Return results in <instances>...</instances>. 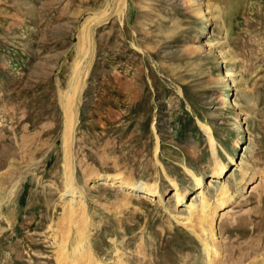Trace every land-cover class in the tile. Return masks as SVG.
I'll list each match as a JSON object with an SVG mask.
<instances>
[{"label":"rangeland","instance_id":"1","mask_svg":"<svg viewBox=\"0 0 264 264\" xmlns=\"http://www.w3.org/2000/svg\"><path fill=\"white\" fill-rule=\"evenodd\" d=\"M224 183L213 262L190 204ZM86 217L103 264H264V0H0V264H57Z\"/></svg>","mask_w":264,"mask_h":264},{"label":"bare ground","instance_id":"2","mask_svg":"<svg viewBox=\"0 0 264 264\" xmlns=\"http://www.w3.org/2000/svg\"><path fill=\"white\" fill-rule=\"evenodd\" d=\"M83 46L84 45H82V50L84 52L85 48ZM83 55H84V53H83ZM80 62L81 61H78L75 64L76 68L79 67ZM78 83L76 84V87H77V85L79 86ZM75 94L73 96L70 95L69 99L73 100L75 97ZM69 104H71V103H69ZM74 114H75L74 110L69 108L68 121H67V133H66V140H65L67 142V146H65V147L68 148V149H66V151H68V153L66 154V156H67V173H69L68 175H70V180L66 184L68 187V189L66 191L71 192V194L73 196H74V194H76L78 192L77 187H76L77 185L75 184L74 174H73L74 171H73L72 155H71L72 150L70 149L71 148L70 147L71 146V140H72V131H73L72 122L74 120ZM238 119H239V121H242L241 118H238ZM203 127H204L205 131L207 132V134L209 135L210 139L213 141L214 140L213 134L211 133L209 127L206 125H203ZM216 153H217V149H216V146H214V144H213V155H214L216 161H215V168H214V174H213L212 180L216 179L217 181H220L221 179H223L227 176V166L221 159H219L218 156H216ZM190 172L193 176H195L197 183L199 185H203V183H204L203 176L197 175L196 171H194L192 169L190 170ZM246 174H248V172ZM102 176L103 177L100 178L99 181L103 185L106 184V185H110V186H115L117 188L119 187L121 189L129 190L130 192H140V193H142L143 197H149V198L155 197L156 198V197H162L163 196V192L160 189V186L157 184H149L147 182H138V181L131 180L130 178H125V177L119 176V175H115V176H111V175L104 176V175H102ZM245 178H247V177L245 176ZM175 184H176L177 189L179 191L180 188H179L178 184L176 182H175ZM229 187L230 186H228L227 184H225V183L223 184V186L221 187V190H220L221 196L219 197V200H218L219 202L216 205L212 204L208 200L205 192L202 189H200V192H199L200 196L203 197V203H202L201 207H198L197 209H195L196 204L195 203L190 204V208H191V211L193 213L192 217H190V223H194L195 225H197L196 221L202 220L203 231H204L205 235L207 236V237H202V238L205 242L206 250L210 254L214 255V258L212 257L213 262H215L216 259L218 258V256H220L219 248L216 247L215 244L211 243V240H213V238L215 237L214 236L213 220H214L215 214L217 213L218 206L223 205L226 202V199L229 197V195H228V193L230 192ZM179 197H180V200H183L185 196L183 195V193H181V195H179ZM75 201L76 202H73L71 199V201L69 202L70 210H71L70 211L71 214L69 212V217L71 219L70 218H68V219L70 222H75V220L73 221V215H75L77 208L74 206V203L75 204L77 203V205L80 206V208H81L80 213H82V211H83L82 209L86 208L84 206L85 203H84V200L82 198H80L79 200H75ZM68 211H69V209H68ZM83 214L85 215V212H83ZM82 217H85V216H82ZM81 219H83L82 220L83 223L81 225L79 224L80 226L78 225V227H76L77 228V230L75 231L76 233L74 232L75 236L69 243H68V241L71 239V237H70V239H68L69 236H71L69 234V232L72 231L71 230L72 227L68 228L69 230L67 229L68 232H66L65 235L63 234L64 238H66V239H64L65 243L62 246H60L58 251H56V253H58L57 264H103L99 260V258L96 256L94 249L92 248L90 235L88 234V229H87L88 228L87 217L85 219L84 218H81ZM76 221L78 222V220H76ZM217 246H219V245H217Z\"/></svg>","mask_w":264,"mask_h":264}]
</instances>
